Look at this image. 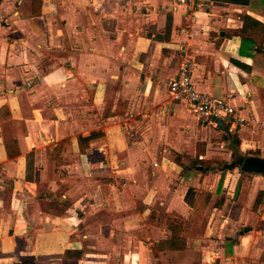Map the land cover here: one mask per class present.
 I'll return each mask as SVG.
<instances>
[{
  "label": "crops",
  "instance_id": "crops-1",
  "mask_svg": "<svg viewBox=\"0 0 264 264\" xmlns=\"http://www.w3.org/2000/svg\"><path fill=\"white\" fill-rule=\"evenodd\" d=\"M33 7L0 0V264H264V170H226L191 235L185 194L198 189L182 170L203 158L183 156L189 141L203 148L207 134L228 144L215 160L231 148L264 157V0ZM184 56L195 87L244 125L178 109L167 82ZM168 219L182 221L184 249L157 247Z\"/></svg>",
  "mask_w": 264,
  "mask_h": 264
},
{
  "label": "built area",
  "instance_id": "built-area-1",
  "mask_svg": "<svg viewBox=\"0 0 264 264\" xmlns=\"http://www.w3.org/2000/svg\"><path fill=\"white\" fill-rule=\"evenodd\" d=\"M195 68L196 62L191 57L182 58L176 74L167 82L171 100L183 102L189 112L203 124L218 127V122L222 121L227 127L244 125L246 118L228 99L214 97L195 87L192 80Z\"/></svg>",
  "mask_w": 264,
  "mask_h": 264
},
{
  "label": "rangeland",
  "instance_id": "rangeland-1",
  "mask_svg": "<svg viewBox=\"0 0 264 264\" xmlns=\"http://www.w3.org/2000/svg\"><path fill=\"white\" fill-rule=\"evenodd\" d=\"M172 102L178 107V109H180L186 113H190L187 106L183 102H178V101H172ZM208 135L209 134L206 135V138H207V143L209 145H205V147L201 148V145L199 144L200 142H198V140L194 137L192 140L189 141V145H188L187 150H184L186 152H183L186 154V155H183L185 157H193L194 155L197 156V154H202L203 158H199V157H197V158L207 160V161H210V160L214 161L210 165L211 169L209 171H206V172H200L197 169L191 168V167L186 169L185 175L187 178L186 179L187 184H189V186L191 185V186L195 187L196 189H198L199 192H208L209 190L213 191L215 189V187L218 186V183H219L218 177L219 176L216 174H220L218 172L219 166L217 165V161H219V160L218 159L215 160L214 157L226 158L229 155V148L227 147L228 144L222 143L223 134H218L217 137H211ZM169 152H170L169 154L172 156V158L174 160L181 158L180 153L177 152L175 149L170 150ZM190 165H191V163L187 166H190ZM187 166H184V167H187ZM215 169H217V170H215ZM235 171H236V169H235ZM225 174H226V171L221 172L222 176L220 178L221 179V182L219 184L220 186H219V188L216 187V191H215V193L217 195H219V193L222 191L221 187L223 185H225V183H224V178H225L224 175ZM191 189H193L194 191H197L194 188H191ZM193 209H194L193 213H191L189 218H188L189 223L187 225V230H185L190 235L192 234V232H196V230H199V228L196 229V227L198 225L193 224L192 221L198 220L200 222L201 218L203 217V215H202V217L200 219H197L196 218V208L193 207ZM243 225H242V227L239 226L240 227L239 229H243ZM213 248H214V246H211V249H213ZM197 260H199V258L194 257L193 263L197 262Z\"/></svg>",
  "mask_w": 264,
  "mask_h": 264
},
{
  "label": "trees",
  "instance_id": "trees-1",
  "mask_svg": "<svg viewBox=\"0 0 264 264\" xmlns=\"http://www.w3.org/2000/svg\"><path fill=\"white\" fill-rule=\"evenodd\" d=\"M33 1V13H38V11H35V4L38 6L39 0H32ZM250 28L251 26L246 25L243 26V28L239 31L244 32L246 29ZM247 39H249L247 37ZM0 116L3 118H7L9 116V113L5 112V108H1L0 109ZM230 140L232 142H234V144L236 146H239V140L236 134L231 135ZM232 160L229 162L226 161H217V165L219 166L218 169L221 171H226L229 169H233V168H240L243 169L244 167V163L246 161L247 158H249L250 156L248 155H244L242 153H240V151L236 148H232ZM258 152V151H256ZM214 162L212 160L207 161V160H203V159H198L195 158L190 166L184 167L182 165V169L186 170L188 168H195L200 172H206L209 171L211 169L210 165L211 163ZM221 182V179L219 180L218 183V188H219V184ZM211 194L209 192H199V191H194L193 189L189 188L185 194V199L188 203H190V205L192 207L196 208V218L200 219L203 215L204 209L206 208L209 200H210ZM217 205L221 204V200H218L216 202ZM166 225L168 227V229L171 231V235L169 239L160 241L157 244L158 248L161 249H172V250H181L185 248L186 242H185V238L181 235L182 232V226L183 223L182 221L178 220V219H168L166 221ZM234 240H230V243H234ZM65 256H72V255H76V254H72V252L70 251H65L64 252Z\"/></svg>",
  "mask_w": 264,
  "mask_h": 264
},
{
  "label": "water",
  "instance_id": "water-1",
  "mask_svg": "<svg viewBox=\"0 0 264 264\" xmlns=\"http://www.w3.org/2000/svg\"><path fill=\"white\" fill-rule=\"evenodd\" d=\"M218 125L221 127L223 126L222 121L218 122ZM224 130L230 134L229 129L224 128ZM251 168L255 171H263L264 170V157H249L246 159L245 163H244V167L243 168Z\"/></svg>",
  "mask_w": 264,
  "mask_h": 264
}]
</instances>
